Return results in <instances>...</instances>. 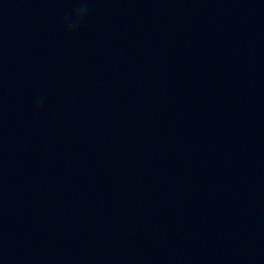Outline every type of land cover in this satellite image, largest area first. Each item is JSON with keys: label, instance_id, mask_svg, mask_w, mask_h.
<instances>
[{"label": "clouds", "instance_id": "1", "mask_svg": "<svg viewBox=\"0 0 264 264\" xmlns=\"http://www.w3.org/2000/svg\"><path fill=\"white\" fill-rule=\"evenodd\" d=\"M83 2H84V4L86 5L87 0H83ZM86 10H87V9H86V6H85V7H81V8H79V9L77 10V14L81 17V19H82L83 14H84V12H85Z\"/></svg>", "mask_w": 264, "mask_h": 264}]
</instances>
